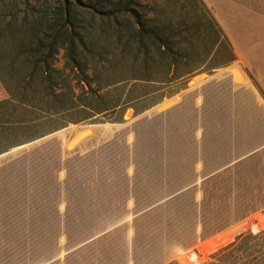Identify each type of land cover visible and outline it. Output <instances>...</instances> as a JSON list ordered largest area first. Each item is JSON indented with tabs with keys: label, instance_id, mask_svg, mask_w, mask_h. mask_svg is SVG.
<instances>
[{
	"label": "crops",
	"instance_id": "crops-1",
	"mask_svg": "<svg viewBox=\"0 0 264 264\" xmlns=\"http://www.w3.org/2000/svg\"><path fill=\"white\" fill-rule=\"evenodd\" d=\"M228 2L235 21L204 0L223 35L264 46V0ZM202 102L157 112L138 141L99 142L66 163L56 188L27 174L0 206V264H172L264 209V105Z\"/></svg>",
	"mask_w": 264,
	"mask_h": 264
},
{
	"label": "rangeland",
	"instance_id": "rangeland-1",
	"mask_svg": "<svg viewBox=\"0 0 264 264\" xmlns=\"http://www.w3.org/2000/svg\"><path fill=\"white\" fill-rule=\"evenodd\" d=\"M77 1L0 0V33L4 34L0 39V66H9L11 56L20 51L21 44L28 42L27 35L21 36V33H14L12 40L9 37L11 30L15 32L20 26L28 27L26 25H35L37 30H43L45 26L40 24L43 22L40 20H50L62 4L73 8L78 32L91 50L111 52L100 61L106 66L112 53L120 52L121 48L112 45L106 23H102L97 13L120 10L123 2L125 5L127 1L131 3L128 20L132 30L136 27L132 14L137 13L148 30L157 29L164 36L171 37L170 46L173 49H184L197 56L192 61L177 64L176 73L174 67H170L169 71L163 67L161 72L153 74L152 81L147 82L138 80L141 78L132 72H125L115 80V85L99 90L97 82H90L87 86L77 71L72 73L65 69L64 51L60 50L53 67L63 70V75H69L70 88L61 87L55 93L63 94V99L71 103L65 104L64 110L56 109L57 106L48 108L44 101H48L49 97H44L45 94L34 84L32 94L37 104L35 107L21 104L25 107L20 115L23 123L17 126V132L15 130L7 141L17 146L0 154V206L12 204L13 188L16 191L27 189V174L47 173L51 187L56 188L60 175L70 172V163L76 156L89 154L92 147L103 141H138L141 123L152 121L157 112L174 105L203 106L202 100H208L215 94L243 97L245 110L252 111L257 104L264 105V46L259 39L242 38L238 39L240 47H236L234 38L228 39L223 35L204 0ZM209 2L217 7L224 4L223 9L230 12L231 20H236L237 5L228 0ZM221 13L219 10L218 14ZM210 17L221 32L216 44L211 40L214 32L207 21ZM174 42L177 44L174 45ZM170 63L167 61V65ZM93 65L94 61H89L86 71L89 78L94 77ZM14 66L17 78H7L3 71L0 72L4 80H0V102L8 99L6 89L10 90L14 85L21 87L20 79L26 75L21 61L15 62ZM185 67L192 72L185 75ZM98 103L107 106L100 114L95 111ZM115 104L118 107L110 110L109 107ZM224 104L231 108L233 103ZM108 124L110 132L105 127ZM74 126L83 127L75 131ZM87 129L90 134L80 139L76 136L77 131ZM67 162L69 168L65 167ZM12 177H15L14 184ZM249 219L237 228L199 244L202 255L194 264H264V230H245ZM223 240L226 243L219 247ZM192 255V250L180 253L172 264H192L182 261Z\"/></svg>",
	"mask_w": 264,
	"mask_h": 264
},
{
	"label": "trees",
	"instance_id": "trees-1",
	"mask_svg": "<svg viewBox=\"0 0 264 264\" xmlns=\"http://www.w3.org/2000/svg\"><path fill=\"white\" fill-rule=\"evenodd\" d=\"M74 1L78 2L77 0ZM130 5V1H127L125 5L123 2L120 10L98 11L97 13L102 23H106L110 33L108 38L112 40V45L121 48L120 52L112 53L111 59H108V66L100 61L105 60L103 57L107 53L111 54V52L103 53L90 49L88 42L78 32L73 8L66 4L59 6L50 20H40L43 21L40 24L45 26L43 30H37L35 25L20 26L15 29V32L11 30L9 37L12 40L15 38L14 33H21V36L23 34L27 35L28 42L26 45L21 44L20 51L11 56L9 66H0V72L3 71L2 74L7 75V78H17V69L14 63L21 61L26 75L24 74L25 76L20 79L21 87L14 85L12 89H6L8 99L0 102V154L17 146L16 143L9 144L7 141L15 130L17 132V126L23 123L20 115L22 108L25 107L21 104L26 103L31 107H35L37 104V100L34 99L32 94L34 84L40 88L42 94H45L44 97H49L48 101H44L48 108L51 109L57 106L56 109L61 110L65 107V104L71 103L67 99H63V94L55 93L58 88H70L69 75H63V70L53 67L55 57L60 50L64 51L65 69L72 73L77 71L78 76L80 75L82 78L81 81L85 82L87 86L90 82H97L99 90L115 85L117 83L115 80L125 72H132L138 78H141L138 80L148 82L152 81L153 74L161 72L163 67L167 71L170 70V67H174L175 72L177 64L195 59L196 53H188L180 48L173 49L170 46L171 37L164 36L162 31L157 29L148 30L137 13L132 14L136 26L132 30L128 20ZM207 21L214 32L211 40L216 44L219 42L221 32L211 17ZM214 34H216L215 37ZM2 37H4L3 32L0 33V39ZM173 44L177 43L174 42ZM208 55L206 54V56ZM89 61H94L95 73L93 78H89L86 74ZM167 61L171 63L167 65ZM183 70H185V75L192 72L188 67ZM2 77H0V80ZM2 81H4L3 78ZM20 89L22 90L20 91ZM106 107L98 103L95 111L100 114ZM117 107L118 104H115L109 109L114 110ZM19 117L20 119L17 121ZM73 130L79 129L75 128ZM88 134L90 132L77 131L76 136L82 138Z\"/></svg>",
	"mask_w": 264,
	"mask_h": 264
},
{
	"label": "built area",
	"instance_id": "built-area-1",
	"mask_svg": "<svg viewBox=\"0 0 264 264\" xmlns=\"http://www.w3.org/2000/svg\"><path fill=\"white\" fill-rule=\"evenodd\" d=\"M252 229H254L257 232L264 230V209H262L257 214L252 215L251 218L246 222V229L245 230H249L250 232H253ZM225 243L226 242L223 240L219 243L220 245L217 244V246L219 245V247H221ZM199 246H197L194 250H192V254H193L192 256L193 257L192 256L186 257L185 259H187V260H185L183 258L182 261L190 262L192 264L196 263L197 260L200 258L199 256L202 255L201 251L199 250V248H200ZM212 253H210L209 255H211Z\"/></svg>",
	"mask_w": 264,
	"mask_h": 264
}]
</instances>
